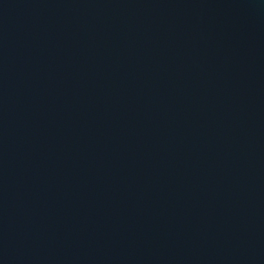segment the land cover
<instances>
[{
	"label": "water",
	"instance_id": "obj_1",
	"mask_svg": "<svg viewBox=\"0 0 264 264\" xmlns=\"http://www.w3.org/2000/svg\"><path fill=\"white\" fill-rule=\"evenodd\" d=\"M0 264H264V0H0Z\"/></svg>",
	"mask_w": 264,
	"mask_h": 264
}]
</instances>
